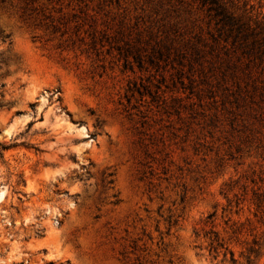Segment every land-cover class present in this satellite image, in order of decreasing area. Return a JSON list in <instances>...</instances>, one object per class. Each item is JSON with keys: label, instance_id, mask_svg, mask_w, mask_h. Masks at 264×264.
Masks as SVG:
<instances>
[{"label": "rangeland", "instance_id": "374dc122", "mask_svg": "<svg viewBox=\"0 0 264 264\" xmlns=\"http://www.w3.org/2000/svg\"><path fill=\"white\" fill-rule=\"evenodd\" d=\"M226 1L257 36L192 0H0V264H230L216 234L264 231V0Z\"/></svg>", "mask_w": 264, "mask_h": 264}, {"label": "trees", "instance_id": "16d2710c", "mask_svg": "<svg viewBox=\"0 0 264 264\" xmlns=\"http://www.w3.org/2000/svg\"><path fill=\"white\" fill-rule=\"evenodd\" d=\"M193 2H198L200 7L204 9L210 17H212L216 24L220 25V30H223L226 35L233 36L236 40L247 39L250 35L257 36L248 22L244 21L242 17L236 15L232 10L228 1L226 0H192ZM251 45H255L252 41ZM252 201L256 206L255 217L257 221L264 226V190L257 188L253 191ZM246 224H234L231 228L232 235L227 239L221 233V239L216 234L212 238V244L214 247H221V253L224 258L223 261H227L230 264H260L261 258L264 255V231L256 232V227H253L252 221L248 220V225ZM246 228L252 236L250 242H246L247 247L245 250L239 252L236 255V251L230 247V243L235 241L236 244H241L240 239L237 234H240ZM228 255L230 258L228 259Z\"/></svg>", "mask_w": 264, "mask_h": 264}, {"label": "bare ground", "instance_id": "6f19581e", "mask_svg": "<svg viewBox=\"0 0 264 264\" xmlns=\"http://www.w3.org/2000/svg\"><path fill=\"white\" fill-rule=\"evenodd\" d=\"M2 196H0V198H1Z\"/></svg>", "mask_w": 264, "mask_h": 264}]
</instances>
